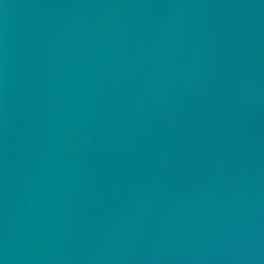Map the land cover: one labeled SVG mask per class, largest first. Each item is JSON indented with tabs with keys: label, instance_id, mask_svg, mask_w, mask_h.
<instances>
[{
	"label": "water",
	"instance_id": "obj_1",
	"mask_svg": "<svg viewBox=\"0 0 264 264\" xmlns=\"http://www.w3.org/2000/svg\"><path fill=\"white\" fill-rule=\"evenodd\" d=\"M0 264H264V0H0Z\"/></svg>",
	"mask_w": 264,
	"mask_h": 264
}]
</instances>
